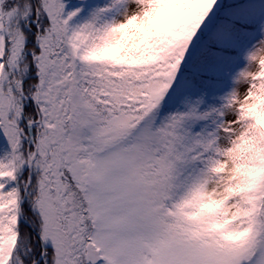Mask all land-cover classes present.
I'll return each mask as SVG.
<instances>
[{"label":"snow or ice","instance_id":"6c2138e0","mask_svg":"<svg viewBox=\"0 0 264 264\" xmlns=\"http://www.w3.org/2000/svg\"><path fill=\"white\" fill-rule=\"evenodd\" d=\"M0 264H264V0H0Z\"/></svg>","mask_w":264,"mask_h":264}]
</instances>
